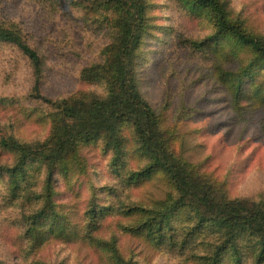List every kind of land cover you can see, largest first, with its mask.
I'll return each mask as SVG.
<instances>
[{"label":"rangeland","instance_id":"1","mask_svg":"<svg viewBox=\"0 0 264 264\" xmlns=\"http://www.w3.org/2000/svg\"><path fill=\"white\" fill-rule=\"evenodd\" d=\"M223 1L231 19L264 38V0ZM95 4L100 0H0V23L20 30L42 57L43 97L109 93L103 79H83L86 69L107 64L118 33L115 13L102 5L97 11ZM147 15L135 67L144 98L172 137L173 155L218 181L216 189L230 198L264 207V58L231 36L212 44L213 13L192 0H148ZM34 70L17 46L0 44V140L13 136L34 144L51 133L58 114L37 96ZM239 88L244 93L237 100ZM117 137L84 144L76 175L56 174L54 199L65 212V228L39 250L26 232L40 207L45 165L28 164L18 196L8 174L0 176V264H210L220 252L218 264H257L259 247L250 236L238 237V255L232 246L223 251L224 235L215 227L202 230L189 206L172 208L178 192L163 169L133 176L153 160L142 152L131 123L120 125ZM17 161L16 152L0 145V165ZM99 208L104 215L93 221ZM171 209L173 237L158 233L157 244L145 230H131Z\"/></svg>","mask_w":264,"mask_h":264},{"label":"trees","instance_id":"2","mask_svg":"<svg viewBox=\"0 0 264 264\" xmlns=\"http://www.w3.org/2000/svg\"><path fill=\"white\" fill-rule=\"evenodd\" d=\"M192 2L199 8L210 9L213 13L217 32L208 38L212 44L216 45L219 40L229 39L226 37L231 36L264 58V38L249 32L241 20L231 19L225 1ZM99 5H102V9L115 13L114 23L118 33L115 35L113 50L107 57V64H96L84 72L83 79L94 82L101 78L109 87V93L91 99L71 96L63 100H53L40 95L42 57L28 44L20 30L0 23V44L17 46L32 61L35 69L33 88L37 96H41L58 114L52 121L49 137L44 141L33 144L22 142L13 136H3L0 140L3 148L18 154V161L14 166L0 165V176L8 174L11 179L10 188L14 187V196L19 195L21 176L28 175V164L39 162L46 168L44 189L39 196L40 207L29 217L26 232L33 248L39 250L50 236L59 234L65 228V212L54 199L56 174L63 172L68 177L72 172L74 175L79 173L80 168L77 165L81 160L84 144L103 136L117 139L119 126L131 123L142 152L153 160L151 165L133 176L137 179L150 177L154 168L163 169L178 192L176 204L172 208L189 206L204 223L202 230L208 226L215 227L220 235H224L221 241L223 251L232 246L238 255V237L250 236L254 245L259 247L257 264H263L264 207L248 199L230 198L223 191H218L216 184L219 182L200 171L198 166L186 159L175 157L172 153V137L162 127L159 115L140 90L135 59L148 34V0H100V4L94 5L97 11ZM243 93L239 88L235 95L237 100ZM121 153L122 145L119 141L115 151L117 160ZM92 211L93 209L89 213ZM173 214L175 212L172 209L165 212L159 210L149 220L131 230L137 233L145 230L146 235L159 244L161 241L157 239L158 233L160 237L166 236L168 232L173 233L171 237L175 235L171 219ZM103 215L99 208L93 213V221ZM52 218L54 220L49 222ZM220 256L221 252L212 256L210 264H218Z\"/></svg>","mask_w":264,"mask_h":264}]
</instances>
